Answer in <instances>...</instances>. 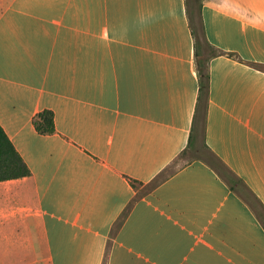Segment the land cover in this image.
I'll return each mask as SVG.
<instances>
[{"label":"crops","instance_id":"obj_1","mask_svg":"<svg viewBox=\"0 0 264 264\" xmlns=\"http://www.w3.org/2000/svg\"><path fill=\"white\" fill-rule=\"evenodd\" d=\"M199 1L205 142L264 206V0ZM198 91L185 0H0V126L31 173L0 182V264H264L260 218L198 160L111 235L186 149Z\"/></svg>","mask_w":264,"mask_h":264},{"label":"trees","instance_id":"obj_2","mask_svg":"<svg viewBox=\"0 0 264 264\" xmlns=\"http://www.w3.org/2000/svg\"><path fill=\"white\" fill-rule=\"evenodd\" d=\"M185 5L189 27L194 40V56L198 76L199 91L192 121V127L188 138V145L180 155L190 150L193 151L194 159L192 161L198 160L208 165L235 193L238 194L239 192H244L246 194V199L248 201L251 200V203L258 207L257 214L258 216H260V218H262L260 221L264 226V206L252 193V191L243 183V181L239 179V177L228 166H226L206 145L205 134L209 95L208 63L209 59L212 56L218 54L219 51L212 47L205 39L201 18L200 1L185 0ZM205 51H207V53ZM251 66L264 72V65L252 63ZM32 125L35 131L40 135H52L56 132L54 115L52 111L49 110L41 111L40 113L35 115L32 120ZM198 141L201 142V147H196V143ZM190 162L185 164H189ZM171 165L168 168L166 167L158 174V176H156V178L148 183V185L143 187L140 195L138 194L134 198H132L122 214L118 217V219L112 226V236L115 235V233L119 230L132 206L140 198V196H144L148 192L154 190L158 185L163 183L175 172L176 169H171ZM30 174L31 173L28 166L16 151L11 141L0 126V182L26 178L29 177ZM129 183L134 189H138L140 186H142L140 182L135 180H129Z\"/></svg>","mask_w":264,"mask_h":264},{"label":"rangeland","instance_id":"obj_3","mask_svg":"<svg viewBox=\"0 0 264 264\" xmlns=\"http://www.w3.org/2000/svg\"><path fill=\"white\" fill-rule=\"evenodd\" d=\"M205 35V34H204ZM205 39H206V37H205ZM206 41H207V39H206ZM208 42V41H207ZM209 43V42H208ZM210 44V43H209ZM206 53H207V51H205ZM220 52V51H219ZM196 147H201V142L200 141H198L197 143H196ZM194 159V154H193V151H187V152H185L184 154H182V155H180V157H178V159H176L175 161H174V163H172V165H171V169L172 168H174V169H176L177 167H179V166H181V165H183V164H185V163H188V162H190V161H192ZM242 198H244V200L250 205V207L252 208V210H254V212L256 213V215L258 216V207H256L253 203H251V200L250 201H248L247 199H246V194L244 193V192H239L238 193ZM259 218H260V216H258ZM262 218H260V220H261Z\"/></svg>","mask_w":264,"mask_h":264}]
</instances>
